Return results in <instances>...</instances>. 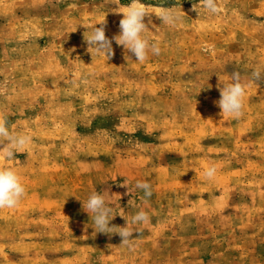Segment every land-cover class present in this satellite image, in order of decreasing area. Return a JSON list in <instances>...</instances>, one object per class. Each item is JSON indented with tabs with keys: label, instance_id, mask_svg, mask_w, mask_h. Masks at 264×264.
<instances>
[{
	"label": "rangeland",
	"instance_id": "rangeland-1",
	"mask_svg": "<svg viewBox=\"0 0 264 264\" xmlns=\"http://www.w3.org/2000/svg\"><path fill=\"white\" fill-rule=\"evenodd\" d=\"M116 2L0 0V113L32 136L0 159L27 191L0 210V264H264V80L251 77L264 0H221L215 15L199 0H140L161 48L143 63L115 41L110 59L88 51L95 26L120 33L132 0ZM155 6L180 7L183 24ZM233 71L250 85L239 119L214 103ZM137 180L152 185L147 203L121 186ZM94 191L112 195L110 226L149 213L133 248L95 232L82 206Z\"/></svg>",
	"mask_w": 264,
	"mask_h": 264
},
{
	"label": "clouds",
	"instance_id": "clouds-1",
	"mask_svg": "<svg viewBox=\"0 0 264 264\" xmlns=\"http://www.w3.org/2000/svg\"><path fill=\"white\" fill-rule=\"evenodd\" d=\"M159 2L162 4L163 0H159ZM115 4L119 5V0ZM199 4L208 14L215 15L221 11V0H199ZM123 7L127 10L121 12L123 18L119 22L120 33L109 39L105 35L104 22L100 24V27L95 26L89 35L84 36L88 44V51L92 54L94 50L97 55L103 54L110 59L113 54L112 42L115 41L117 45L123 46L132 53L136 61L141 63L146 62L150 55H160L159 42H153L147 35L149 29L144 18L150 14L148 6L140 3V0H132L130 5ZM155 7L163 9L158 15L162 24L169 28H176L183 24L184 17L176 11V9L182 11L180 7ZM193 9L196 10L194 7ZM148 23H151L150 17ZM251 77L253 81L264 80V68L254 69ZM230 80L231 82L220 87V99L214 103L222 110L223 114L239 119L244 115L247 89L250 85L242 83L241 74L236 71L231 73ZM6 141L7 143H5ZM31 144V134L12 131L7 118L0 113V146H2L0 147V159H14L17 153H25ZM217 171V166L213 164L204 169L203 176L206 180L211 181L215 178ZM121 186L127 187L125 195L133 194L135 189L142 190L145 203L153 195L152 185L147 181L137 180L135 188L130 187L126 181ZM26 194L21 173L14 168L0 166V210L18 207ZM116 196L121 198L117 194ZM111 197L112 195L108 191H94L85 202H82L83 210L91 218L95 232L118 234L122 239L121 245L133 248L135 240L140 236L141 226L150 224L151 217L147 211L141 209L131 218L130 223L125 219V226H110V221L119 215L114 213V206L110 204ZM134 232L139 234L136 238H133Z\"/></svg>",
	"mask_w": 264,
	"mask_h": 264
},
{
	"label": "bare ground",
	"instance_id": "bare-ground-1",
	"mask_svg": "<svg viewBox=\"0 0 264 264\" xmlns=\"http://www.w3.org/2000/svg\"><path fill=\"white\" fill-rule=\"evenodd\" d=\"M185 67V66H184Z\"/></svg>",
	"mask_w": 264,
	"mask_h": 264
}]
</instances>
